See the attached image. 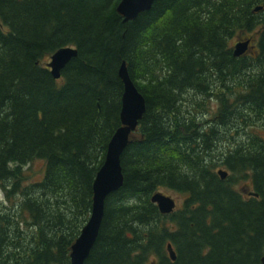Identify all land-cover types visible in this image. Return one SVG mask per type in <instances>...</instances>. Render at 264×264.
I'll return each mask as SVG.
<instances>
[{"label":"trees","instance_id":"trees-1","mask_svg":"<svg viewBox=\"0 0 264 264\" xmlns=\"http://www.w3.org/2000/svg\"><path fill=\"white\" fill-rule=\"evenodd\" d=\"M120 2L0 0V264H71L121 126L124 61L147 108L84 264H261L264 0H155L127 22ZM66 46L78 55L55 79ZM162 188L184 196L172 213L152 202Z\"/></svg>","mask_w":264,"mask_h":264},{"label":"water","instance_id":"water-1","mask_svg":"<svg viewBox=\"0 0 264 264\" xmlns=\"http://www.w3.org/2000/svg\"><path fill=\"white\" fill-rule=\"evenodd\" d=\"M154 2L155 0H121L118 5V12L125 22L131 21L142 12L150 10ZM261 8L262 6H259L256 10ZM252 41V38H247L236 42L234 55L242 56L247 53L253 48ZM77 55L78 49L72 46L62 47L52 54L47 66L51 69L55 79L62 76V70ZM119 74L124 82L120 112L121 126L113 134L108 144L105 161L95 178L92 213L81 234L72 245L71 264H84L97 241L105 216L106 200L109 195L118 191L124 184L122 154L133 139L134 132L146 112V98L130 76L125 61L120 67ZM218 173L223 179L227 178L229 174L223 168ZM151 199L163 214L172 213L177 207L176 199L162 191H157ZM168 251L171 259L175 261L177 252L172 243L168 244ZM261 264H264V256L261 259Z\"/></svg>","mask_w":264,"mask_h":264},{"label":"rangeland","instance_id":"rangeland-1","mask_svg":"<svg viewBox=\"0 0 264 264\" xmlns=\"http://www.w3.org/2000/svg\"><path fill=\"white\" fill-rule=\"evenodd\" d=\"M239 40H242V39H236L233 41V47L235 46V43L238 42ZM214 106H215V104H214ZM45 168H46L45 160L36 159L25 167V171L30 176V179H32L30 181H33V180H39L43 177V175L45 173ZM247 184H248V182L245 181V183L238 185V189L241 190V192H243L245 195H248V193L250 191V188H249V186H247ZM161 191L167 195L174 197L176 199V202H177V207L181 206V204L184 200V196L182 194L177 193V192L170 190V189H167V188H162ZM2 198H3V193L0 192V200Z\"/></svg>","mask_w":264,"mask_h":264},{"label":"bare ground","instance_id":"bare-ground-1","mask_svg":"<svg viewBox=\"0 0 264 264\" xmlns=\"http://www.w3.org/2000/svg\"><path fill=\"white\" fill-rule=\"evenodd\" d=\"M261 10V9H260ZM60 79V78H59Z\"/></svg>","mask_w":264,"mask_h":264}]
</instances>
